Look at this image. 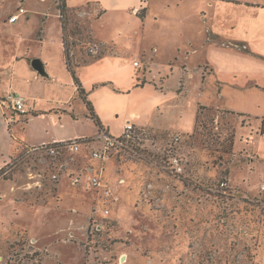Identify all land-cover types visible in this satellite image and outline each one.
<instances>
[{
  "label": "rangeland",
  "instance_id": "obj_1",
  "mask_svg": "<svg viewBox=\"0 0 264 264\" xmlns=\"http://www.w3.org/2000/svg\"><path fill=\"white\" fill-rule=\"evenodd\" d=\"M70 1L81 9L86 0ZM100 1L106 13L90 28L96 42L113 46L122 64L128 60V72L138 62L134 72L140 76L134 83L146 82L110 96L115 106L108 118L111 136L121 137L129 122L147 133L103 162L71 154L53 160L29 151L25 143L42 136L39 130L50 127L48 121L27 124L17 116L12 133L24 148H18L0 176V264H264V137L258 136L262 119H256L264 118V91L237 93L208 75L212 65L231 80L234 67L244 65L221 57L207 42L208 37L217 40L209 26L224 30L221 36L231 40L248 26L232 5L238 0H224L232 3L224 7L216 0ZM209 1L218 8L210 9ZM58 5L59 0H0V63L13 56L23 37L36 38L25 44L35 56L47 57L55 50L40 45L39 35L60 39ZM21 7L26 14L10 27L8 20ZM135 8H141L139 17ZM92 10L68 9L64 48L70 56L78 50L88 53L92 41L85 28ZM244 69L246 75L259 71L250 64ZM260 72L264 81V67ZM15 74L10 71L0 79V94L16 85L28 97L24 77ZM116 91L122 87L117 85ZM78 103V127L92 132L86 105ZM249 107L255 116L251 125L229 111ZM160 124L171 132L145 129ZM246 151H255L259 159L248 165ZM174 155L184 161L183 174L170 164ZM91 164L104 170L103 180L120 197L110 217L100 212L102 199L87 181L72 184V177ZM231 171L233 183L228 180ZM238 184L253 190L260 184V192L246 193Z\"/></svg>",
  "mask_w": 264,
  "mask_h": 264
},
{
  "label": "crops",
  "instance_id": "obj_2",
  "mask_svg": "<svg viewBox=\"0 0 264 264\" xmlns=\"http://www.w3.org/2000/svg\"><path fill=\"white\" fill-rule=\"evenodd\" d=\"M216 1L219 2V5L222 7L226 5L228 6V4H232L231 2L228 3L224 0ZM69 2L71 1H67L68 9H71L73 11L83 10L88 6L93 9L92 12H90V15H88L90 18L92 17L90 20L91 22L89 24V28H85V30L87 29L88 37L91 39L90 41L99 43L96 42L90 28L93 20H98L104 15V13H106L102 8V2L100 0H96V3L91 4L90 0H86L81 5V9H77V7L74 5L71 6ZM144 4H147V2ZM232 5H235L236 8L240 9L237 11H240V15H242L241 18H245L248 21V26L244 27L243 30L238 33L237 37L234 40L227 39L221 36L224 30L221 32V30L218 31L215 27H213L214 29H211V27L209 26L208 33L214 35L217 40H212L208 37L207 42L209 45L213 44L211 46L214 47L213 49L218 52L221 57H223L224 55L230 56L233 59L235 58L239 61H244V65L240 64L234 67L232 77L230 76L231 80L219 76L218 72L212 67V65L210 66L211 72L208 75H214L215 78L218 79L217 81L220 84L228 83L229 86L237 91V93L244 89L248 90L247 88H255L256 90L261 89L262 91H264V81H262L260 72L261 67H264V0L255 2H250L248 0H238L236 4L233 3ZM208 6L210 9H213L215 7L218 8V5H213L211 1L208 2ZM135 9L137 11V14L138 11L141 10V8ZM143 9H145L144 11L147 12V8L142 7V10ZM57 15L60 20V15ZM88 16L86 17V19L88 18ZM136 17H138V15H136ZM19 20L17 22H19ZM17 22L11 23L10 20H8V25L10 27H13L17 24ZM224 26L226 25L224 24L223 27ZM237 26L238 23L235 24V29H237ZM60 30V39L57 40L56 38H52L48 41L45 38L46 34L44 35V37H42L41 34L39 35L40 45L46 48H55V50L52 49L50 51V54H47V57H43L40 55L35 56L33 54V51L25 45L26 42H37L36 38L35 40L32 38L31 40H29L23 37L21 41L15 45V47L13 46V56L7 57L6 62L0 63L1 80L3 79V77H5L6 73L10 71L16 74L20 73L22 74L21 76L24 77V82L29 88V96H25L28 105V113L24 116L15 114V117H13V114L11 113L12 117L15 119L14 121H16V117L19 116L27 124L29 120H31V122H34L35 119H38L41 122L48 121V123L50 124V127H44L39 130V133H41L42 135L39 138H26V147L33 148L35 146L38 147L44 143L58 142L67 139L70 140L81 138L84 136L85 138H91L99 134L100 129L96 125L95 121L91 119L87 106L83 111L85 112L86 121L91 123V125L93 126V131L90 132L91 129L85 130L78 127V123H80L81 121V113H78L77 111V107L79 104L78 100L83 101L84 105H86L79 94V85L86 91L88 100L92 103L93 111L96 117L101 122L102 129H106V132L108 134L114 135L111 128V123L108 121L109 115L112 112V109L115 107L111 103L113 98H111L110 96L113 94L120 96V94L124 93L125 91L124 87H127V89H129L132 86L135 87L142 84L140 82L137 83L138 85L134 83V79H137L140 76L135 74V67L133 69V72H128V66H131L127 63L128 60H126L122 64L121 62H119L120 59L119 56H117V51L115 50V48L113 46L104 45L102 43L99 44L103 45L106 50L105 53L100 57L90 58V56H88V53L81 52V55L79 50L72 54L71 59L69 60L72 67L71 70L74 72V75L73 72L69 70L67 65V55L63 45L64 42L62 23ZM245 30L246 33L242 34ZM85 43L86 41L84 42V44ZM79 55H81L82 57ZM35 60L39 61L42 72H39V70L33 66V62ZM249 64L251 67H258L259 71L257 72L256 70H251V72L246 75L247 70H245L244 67L245 65L247 66ZM140 66L141 65L139 64L137 68H139ZM242 68L244 70H240ZM204 75L206 77V73ZM241 76H245V79L244 81L239 82V78H241ZM75 78H77L79 84L76 83ZM145 83L142 84V87L145 86ZM110 85L114 86L113 89L109 87ZM117 85L118 87H122V91H116ZM101 89L107 90V92H104L105 96H102V94L100 93ZM9 90V92L22 94L21 92H19L20 89H18L16 85H13ZM2 95L4 94H0V96ZM261 104L264 105V102H261ZM229 111L231 113L237 114L240 117H243L248 125H251V119L252 117H255L254 115L250 114L252 113L249 112L251 111L250 107L247 110L244 109V111H237L234 109ZM259 118L262 120L260 121L258 136L263 138L264 134H262L260 130L262 129L264 118L256 116V119ZM11 125H9L8 123L6 111L0 104V169L6 167L10 163L13 154L16 153L18 148H24L22 147L24 144L21 142V140H19V138L12 133ZM145 129H149V131H162L164 133L171 132L169 129L163 128L161 124L158 126H148ZM245 154L249 158V160L246 162L248 165L253 164L254 160L259 159L255 151H246ZM233 176L234 173L231 171L228 176L229 182L233 183ZM237 187H240L242 191L244 190L246 191V193L250 194L256 192H258L259 194L260 192V184L256 186L255 190H253L252 187L246 188L245 185L242 184H238ZM262 197H264V193H262Z\"/></svg>",
  "mask_w": 264,
  "mask_h": 264
},
{
  "label": "built area",
  "instance_id": "obj_3",
  "mask_svg": "<svg viewBox=\"0 0 264 264\" xmlns=\"http://www.w3.org/2000/svg\"><path fill=\"white\" fill-rule=\"evenodd\" d=\"M22 14H26L25 8L23 7L19 8L17 12L11 16L10 22L16 23ZM87 45V52L93 57L101 56L106 50L105 47L99 43L89 42ZM133 65L138 67L139 63L134 61ZM0 104L4 110L10 111L12 114L24 116L28 113L27 101L20 93L8 92L0 96ZM14 120V118L12 121L8 119L9 125H11ZM146 133V130L137 128L132 122H129L125 126L122 136L119 138L111 136L106 131H100L95 137L85 138L84 136L70 140L44 143L38 147L35 146L29 149V151L46 153V155H49L53 160L71 154L73 156L81 155L84 159L88 158L91 161L103 162L106 161L112 151H125L129 147L130 142L134 143L141 140V137L146 135ZM174 139L176 143L180 141L179 137ZM170 164L177 173H184L185 164L180 156L174 155L170 159ZM103 172L104 170L102 168L95 167L94 164H91L83 167L71 180L74 186L82 181H87L89 187L102 199L100 212L104 217H110L111 207L120 204V197L113 187L105 183L103 180ZM58 177V175H54L53 180H58ZM222 186H226V183H222ZM261 192H264V177L262 179Z\"/></svg>",
  "mask_w": 264,
  "mask_h": 264
},
{
  "label": "trees",
  "instance_id": "obj_4",
  "mask_svg": "<svg viewBox=\"0 0 264 264\" xmlns=\"http://www.w3.org/2000/svg\"><path fill=\"white\" fill-rule=\"evenodd\" d=\"M58 8H59L60 20H61V23H62L63 37H64V40H65V43L63 45H67L68 44V39H67V35H66V27H67V20H68L67 19V12H68L67 0H59ZM143 10H145V9H143ZM138 17H139V15H138ZM66 55H67V59H66L67 60V65H68L69 70H71L72 67H71V63H70V60H69V59H71V56H70V51H68V48L66 49ZM73 74H74V72H73ZM75 81H76L77 84H79L77 78H75ZM79 89H80L79 90V94L82 97V99L84 100V102L86 103V106H87V109H88V111L90 113L91 119H93L95 121V123L99 127L100 131H103V129L101 127V122L96 117V115H95V113L93 111L92 103L88 100V96L86 94V91L83 88H81L80 85H79ZM14 115L15 114H13V117H15ZM260 131H261L262 134H264V121H263L262 129ZM131 143L132 142H130V144ZM130 144H129V146H130ZM6 167H3V168L0 169V176L2 175V173L4 171V168H6Z\"/></svg>",
  "mask_w": 264,
  "mask_h": 264
},
{
  "label": "water",
  "instance_id": "obj_5",
  "mask_svg": "<svg viewBox=\"0 0 264 264\" xmlns=\"http://www.w3.org/2000/svg\"><path fill=\"white\" fill-rule=\"evenodd\" d=\"M33 66H34L36 69H38L39 72H42V69H41V67H40V64H39V61H38V60H35V61L33 62ZM123 260H124V258H123Z\"/></svg>",
  "mask_w": 264,
  "mask_h": 264
}]
</instances>
